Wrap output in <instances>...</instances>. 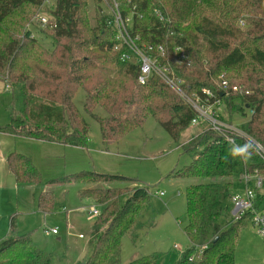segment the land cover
I'll return each mask as SVG.
<instances>
[{"label": "trees", "instance_id": "16d2710c", "mask_svg": "<svg viewBox=\"0 0 264 264\" xmlns=\"http://www.w3.org/2000/svg\"><path fill=\"white\" fill-rule=\"evenodd\" d=\"M114 1L123 15H133L134 32L141 37L142 46L146 51L154 48V58L170 68L188 96L202 97L205 89L216 92L229 111L230 123L235 116L245 117L247 110H253L241 128L264 146V0ZM114 1L57 0L44 29L51 28L54 50L50 51L27 27L38 20L44 0H0V81L12 95L10 122L0 127L1 133L71 147L86 145L89 125L73 102L81 88L86 93L85 111L99 121L105 145L141 128L148 117L160 123L175 142L180 141L196 114L160 78L153 76L141 86L139 65L121 60V52L115 51L117 31L105 8H113ZM91 4L96 8L94 25L89 16ZM160 46L163 56L156 52ZM223 82L239 91L220 94ZM97 108L107 116L95 114ZM228 135L238 139L230 132L218 133L205 126L182 146L191 163L172 177L205 182L187 188L185 233L191 247L175 264L237 263V238L250 226L251 217L221 223L222 201L231 197L232 179L243 165L240 154L227 141ZM248 154V171L258 169L264 174V165L252 151ZM7 163L18 185L41 182L28 156L11 153ZM125 180L90 171L51 183ZM52 195L48 191L41 194L42 211L52 205ZM124 195L127 199L122 204ZM80 196L103 210L94 224L87 255L78 264H120L123 239L129 235L136 243L148 229L140 216L150 202L149 188H89L81 190ZM263 203L264 195H259L258 206ZM15 227L12 218L11 230ZM157 260L145 256L129 264H157ZM53 261L52 254L35 246L31 234L12 232L0 242V264Z\"/></svg>", "mask_w": 264, "mask_h": 264}, {"label": "rangeland", "instance_id": "374dc122", "mask_svg": "<svg viewBox=\"0 0 264 264\" xmlns=\"http://www.w3.org/2000/svg\"><path fill=\"white\" fill-rule=\"evenodd\" d=\"M105 8L109 11L108 7ZM95 13L96 8L91 4L89 16L93 25ZM27 27L43 47L54 50L50 30L45 31L35 19ZM85 101V90L80 88L73 102L88 123L90 136L87 144L82 147L0 132V242L12 232L17 236L31 234L36 247L54 256L53 264H78L87 255L97 221V217L91 216L90 212L94 208L100 213L103 210L92 200H81V190L147 186L151 197L149 205L143 209L140 221L148 229L136 243H133L129 235L123 239L120 264H129L145 256L157 257V264H175L191 247L185 233L188 223L187 188L204 184L205 181L174 178L172 174L191 163V158L184 154L182 146L198 135L204 126H191L177 143L160 123L153 117H148L141 128L118 142L105 145L99 121L86 113ZM11 102V92L0 81V127L10 122ZM94 113L107 116L101 108L95 109ZM249 120V113L246 117L234 118V122L238 124ZM11 153L28 156L41 182L18 185L7 166V157ZM241 168L242 166L238 167L232 179L234 186L231 196L242 192ZM90 171L128 180L111 184L51 183L55 179ZM47 191L53 193V198L52 205L44 212L40 209L39 200L41 194ZM160 192H164L166 196L159 197ZM262 192L264 193V188ZM126 199L127 195H124L121 203H125ZM222 202L224 211L221 223L225 225L232 217L233 201L229 197ZM12 218L16 222L14 231L11 230ZM52 229H57L58 234H46L47 230ZM175 246L179 248L176 249ZM237 247L236 264H264V242L251 226L241 230Z\"/></svg>", "mask_w": 264, "mask_h": 264}, {"label": "built area", "instance_id": "2783aa9c", "mask_svg": "<svg viewBox=\"0 0 264 264\" xmlns=\"http://www.w3.org/2000/svg\"><path fill=\"white\" fill-rule=\"evenodd\" d=\"M113 3V8L108 7V13L110 12L109 14L112 16L111 25L115 31H117V44L115 51L121 52V60L124 63L139 65V84L145 86L153 76L160 78V80L163 81L174 93L186 101L195 112L196 116L191 122L192 127L206 126L212 131L218 133L230 132L238 137V139L235 140V137L227 136V141H229V143L236 149V152L240 154L245 167L244 170L243 165L241 168L240 184L243 187L242 192L231 196L233 202L230 222H238L247 218L249 215L251 217L250 226L264 242V203L258 206L259 195H264L262 192L264 188V174H261L258 169L249 172L246 168L247 162L245 161L246 159L251 158V155L248 153L252 151L255 158L264 165V146L242 130V123L238 124V122H234V119L232 123L228 122L229 111L226 109L222 98L220 99L216 92L205 89L202 92V97L200 95L188 96L182 88L183 83L174 76V73L170 68L167 65L160 63L157 58H154L151 53L154 48L151 47L148 49L149 51H146V47L142 46L141 37L134 32L135 21L133 15H123L115 1ZM56 7L57 0H44L40 12L41 14L37 20L38 24L41 25L43 29H47L46 27L49 24V14L54 12ZM51 27H53V25ZM48 30L51 31V28H48ZM157 48L156 52L163 56V47L160 46ZM177 52H181V49H178ZM176 63L180 64L179 61H176ZM230 90L231 92L239 91L238 87L230 89L227 82H223L218 92L230 96ZM222 112H225V114L223 115ZM246 113H249L251 117L255 112L253 110H247ZM226 115H228V117H226ZM242 144L247 147V150H243ZM158 196L164 197L165 193L160 192L158 193ZM92 211L93 212H90L91 216L98 217L100 215L98 209L94 208ZM46 234L57 235L58 230H47ZM175 248L178 249L179 247L175 246Z\"/></svg>", "mask_w": 264, "mask_h": 264}, {"label": "crops", "instance_id": "0c3cea01", "mask_svg": "<svg viewBox=\"0 0 264 264\" xmlns=\"http://www.w3.org/2000/svg\"><path fill=\"white\" fill-rule=\"evenodd\" d=\"M165 196H166V194H165Z\"/></svg>", "mask_w": 264, "mask_h": 264}]
</instances>
